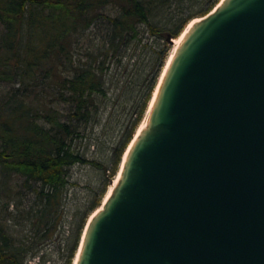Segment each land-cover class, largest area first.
I'll return each mask as SVG.
<instances>
[{
	"label": "water",
	"instance_id": "1",
	"mask_svg": "<svg viewBox=\"0 0 264 264\" xmlns=\"http://www.w3.org/2000/svg\"><path fill=\"white\" fill-rule=\"evenodd\" d=\"M149 111L76 264H264V0L193 23Z\"/></svg>",
	"mask_w": 264,
	"mask_h": 264
},
{
	"label": "trees",
	"instance_id": "2",
	"mask_svg": "<svg viewBox=\"0 0 264 264\" xmlns=\"http://www.w3.org/2000/svg\"><path fill=\"white\" fill-rule=\"evenodd\" d=\"M221 1L206 0L204 11L181 18L173 32L160 33L150 19L153 10L168 0H0V86H9L0 93V197L9 200L6 210L15 196L27 193L34 203L26 210V219L36 227L40 240L52 239L63 220L70 169L77 164L107 168L85 159L73 147L80 125H87L98 113L96 97L106 95L104 67H96L92 52L86 54L89 62H83L77 52L84 32L104 20L113 40L134 39L141 25L163 38L177 39L190 22L207 16ZM109 7L117 11L116 16L106 13ZM100 55L107 57L106 52ZM151 91L131 135L143 119ZM61 104L69 106L68 120L58 109ZM127 143L116 151L92 212L112 185ZM15 204L19 209L20 203ZM85 222L74 233L65 264L75 262ZM31 251L17 243L0 218V264H25Z\"/></svg>",
	"mask_w": 264,
	"mask_h": 264
},
{
	"label": "rangeland",
	"instance_id": "3",
	"mask_svg": "<svg viewBox=\"0 0 264 264\" xmlns=\"http://www.w3.org/2000/svg\"><path fill=\"white\" fill-rule=\"evenodd\" d=\"M205 8L206 0H168L165 6L153 10L150 20L160 33L173 32L181 18L204 11ZM106 13L111 16L117 15V11L110 7L106 9ZM199 18L201 17L195 19ZM112 35L111 27L106 21L100 20L79 38L77 52L81 60L89 62L90 58L86 54L92 52L94 54L92 59H96L97 62L96 67L103 66L105 69L103 81L106 95L96 97L98 113L87 125H80L79 136L73 142L74 150L82 157L107 168L77 164L70 169L69 185L66 188L63 205V220L52 239L40 240L35 234L36 227H32L26 219L25 212L34 203L27 193L15 196L16 200H13L8 210L5 208L9 202L8 198L0 197V218L10 227L17 243L23 244L26 249L31 248V252L37 255L30 257L32 254L30 253V258L25 260V264H65L74 233L85 220L87 225L92 215L102 207L109 188L117 179L124 156L148 115L169 57L174 51V38L166 39L156 35L146 25L138 28V34L134 39L113 40ZM103 52L107 53V57L100 55ZM8 89L9 86H0V93ZM150 91L152 98L143 119L131 135L137 115L140 114ZM58 109L64 114L63 119L68 120L69 106L61 104ZM125 143L128 146L121 158L115 179L101 197L100 207L92 212V205L100 197L111 174L116 151ZM16 202L20 203L19 209Z\"/></svg>",
	"mask_w": 264,
	"mask_h": 264
},
{
	"label": "bare ground",
	"instance_id": "4",
	"mask_svg": "<svg viewBox=\"0 0 264 264\" xmlns=\"http://www.w3.org/2000/svg\"><path fill=\"white\" fill-rule=\"evenodd\" d=\"M198 21V19H195V20H193L191 23H190V25L186 28V30L184 31V33L179 37V38H177V39H175L174 40V51L172 52V54H171V56L169 57V60H168V62H167V65H166V68H165V70H164V72L166 71V69L168 68V66H169V64H170V62H171V60H172V58H173V55H174V53H175V50H176V48L178 47V45L182 42V40H183V38H184V35L186 34V32L188 31V29L192 26V24L193 23H195V22H197ZM164 75V74H163ZM157 91H158V89H157ZM157 91H156V93H155V95H154V98H153V100H152V103H151V107H152V104H153V102H154V100H155V98H156V94H157ZM150 107V108H151ZM150 113V111L148 112V114ZM147 117H148V115H147ZM147 117H146V119L144 120V122L142 123V125L140 126V128H139V130H138V132H137V134H139L140 133V131L145 127V125H146V122H147ZM128 153V152H127ZM127 153L125 154V157H124V161H125V158H126V156H127ZM123 165V164H122ZM121 173V172H120ZM120 175V174H119ZM119 178V176L117 177V179ZM117 179L114 181V183H113V185L109 188V191H108V193H107V195H106V197H105V199H104V203L108 200V198L110 197V195H111V193H112V191H113V188H114V186L116 185V183H117ZM103 203V204H104ZM100 210L102 209V208H99ZM94 216V215H93ZM90 220V219H89ZM86 228V227H85ZM78 255V254H77ZM77 258V257H76ZM76 262H77V260L75 259V262H74V264H76Z\"/></svg>",
	"mask_w": 264,
	"mask_h": 264
}]
</instances>
